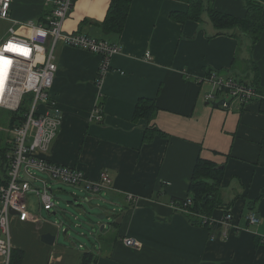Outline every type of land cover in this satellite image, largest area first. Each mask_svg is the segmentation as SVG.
Segmentation results:
<instances>
[{
    "label": "crops",
    "instance_id": "obj_1",
    "mask_svg": "<svg viewBox=\"0 0 264 264\" xmlns=\"http://www.w3.org/2000/svg\"><path fill=\"white\" fill-rule=\"evenodd\" d=\"M202 1L215 11L245 17L246 0ZM253 1L261 6L264 26V0ZM110 4L76 0L63 25L67 33L121 48L109 59L108 72L99 82L101 57L60 42L50 90L62 122L48 160L76 168L92 181L106 172L112 182L108 191L87 192L107 198L101 220L92 222L100 226L97 244L88 252L92 264H264V100L244 106L226 100L229 105L219 107L218 101L205 100L211 88L200 82L220 73L264 94V27L252 45L241 32L218 33L206 12L200 22L172 19L188 10L187 0H131L121 33L107 34L101 25ZM48 9L47 0H10L11 21L0 20L5 34L16 23L45 22ZM14 28L23 34L21 26ZM139 99L155 102L151 120H134ZM98 108L99 123L91 119ZM147 125L161 134L145 143ZM199 156L222 167L218 196L231 207L232 226L222 224L223 211L214 209L206 229L174 204L187 197ZM250 212L257 214V223H249ZM125 239L140 245L128 247ZM18 253L12 264H20ZM82 255L54 251L47 264H80Z\"/></svg>",
    "mask_w": 264,
    "mask_h": 264
},
{
    "label": "built area",
    "instance_id": "obj_2",
    "mask_svg": "<svg viewBox=\"0 0 264 264\" xmlns=\"http://www.w3.org/2000/svg\"><path fill=\"white\" fill-rule=\"evenodd\" d=\"M76 0H47L49 14L45 22L16 23L8 29L5 38L0 41V110L17 114L23 120L10 127L14 136L8 141L11 146L7 155L9 165L7 177L0 184V258L1 264H10L12 247L10 245L9 218L10 212L20 222L31 221L41 225L44 221L29 212L27 197L34 194L43 211L54 210V190L40 175H45L53 183L83 187L95 194L111 189V179L102 172L98 180L92 181L78 169L59 165L48 160L50 147L55 140L62 116L54 99L50 95L53 86L56 64L55 48L62 43L70 48L86 51L101 57L98 81L108 72L109 59L121 52V48L106 40H101L78 33H67L64 22L73 10ZM10 0H0V20L11 21L9 16ZM21 26L22 35L16 33L14 26ZM150 54H145L149 60ZM200 82L210 85V92L205 95L208 102H217L221 96L244 106L253 100H264V95L254 87L240 83L230 76L211 73ZM226 102V99H223ZM26 104V105H24ZM103 115L100 109L95 110L91 119L101 122ZM40 176V177H39ZM39 183L40 186H37ZM133 201L132 196L127 197ZM187 200L184 207L190 205ZM201 222L211 227V218L199 216ZM249 223L258 222L255 212L247 216ZM230 212L223 214L220 222L232 226ZM59 228V227H58ZM124 244L138 248L139 243L125 239Z\"/></svg>",
    "mask_w": 264,
    "mask_h": 264
},
{
    "label": "trees",
    "instance_id": "obj_3",
    "mask_svg": "<svg viewBox=\"0 0 264 264\" xmlns=\"http://www.w3.org/2000/svg\"><path fill=\"white\" fill-rule=\"evenodd\" d=\"M187 2L189 5L188 10L185 13H173L171 16L172 19L181 23L189 20L200 22L202 20V13L206 12L209 21L218 33L223 34L229 30L241 32L249 37L252 45L258 41L263 31L264 26L261 25L260 20L261 6L253 0H246V14L244 18H237L215 11L210 7H205L202 0H187ZM130 3L131 0H111L105 20L101 25L105 33H121L125 26ZM231 36H235L234 33ZM255 89L259 92L257 87ZM156 111L157 106L154 101L139 99L135 106L134 120H151ZM6 113L9 115V121L7 123L10 127L18 121L23 120L17 114ZM156 134L161 133L153 125H147L144 128L143 141L145 143L150 142ZM10 151V144L6 143L5 147L0 146V184L7 177V168L9 165L7 155ZM222 176L223 170L220 167L215 166L210 161L202 159L200 156L198 157L189 183L187 197L174 202L175 206L185 209L189 213L188 217L193 224H198L209 229L207 224L201 222L199 216L210 217L214 209H221L223 214L230 212L231 207L222 204L218 196ZM187 200H190L191 204L184 207ZM252 203L251 201L247 202V206L251 208L250 205ZM13 253L11 254L10 264H12L14 258ZM92 262L93 254L87 252L82 255L80 264H92Z\"/></svg>",
    "mask_w": 264,
    "mask_h": 264
},
{
    "label": "rangeland",
    "instance_id": "obj_4",
    "mask_svg": "<svg viewBox=\"0 0 264 264\" xmlns=\"http://www.w3.org/2000/svg\"><path fill=\"white\" fill-rule=\"evenodd\" d=\"M6 31L7 26L0 21V41L6 35ZM220 99L229 100L224 96H221ZM8 121L9 115H7L6 111H0L1 147H5L6 143L9 144L8 141L14 136L10 132ZM40 176L48 183H51L54 190L53 202L55 208L51 212L54 215H49L46 211L40 210L36 196L30 194L27 197L29 212L36 215L44 223L41 225L32 223L30 227H24L19 224L16 217L10 216V245L13 248L12 252H20L21 254V259L18 260L19 257L17 258L19 263L47 264L49 254L58 250L80 255L92 251L97 244L100 232V226L94 227L92 222L97 223L101 220L100 215L105 207V201L103 200H107V198L101 197L102 192L97 197L94 196V198L83 187L78 188L72 185L53 183L45 175ZM37 186H40L39 183H37ZM102 220L105 219L103 218ZM66 229L68 232L67 240L65 241L62 232ZM44 234L56 237V242L53 246H48L41 242L40 238Z\"/></svg>",
    "mask_w": 264,
    "mask_h": 264
},
{
    "label": "water",
    "instance_id": "obj_5",
    "mask_svg": "<svg viewBox=\"0 0 264 264\" xmlns=\"http://www.w3.org/2000/svg\"><path fill=\"white\" fill-rule=\"evenodd\" d=\"M216 105L219 107H222V106H228L229 104L227 102H225V100H220L216 103ZM220 168H222V167H220ZM10 214H11V216H14L17 213L15 211H11ZM116 222L118 223V221H116ZM67 232H68L67 229L62 232V235H63L65 241L67 240ZM55 239H56L55 236L50 235V234H45L41 237V242L48 245V246H53Z\"/></svg>",
    "mask_w": 264,
    "mask_h": 264
},
{
    "label": "snow or ice",
    "instance_id": "obj_6",
    "mask_svg": "<svg viewBox=\"0 0 264 264\" xmlns=\"http://www.w3.org/2000/svg\"><path fill=\"white\" fill-rule=\"evenodd\" d=\"M0 60H3L4 63H8V61L4 57H0Z\"/></svg>",
    "mask_w": 264,
    "mask_h": 264
}]
</instances>
